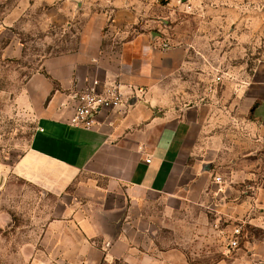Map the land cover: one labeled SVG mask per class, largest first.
<instances>
[{"label": "crops", "instance_id": "0c3cea01", "mask_svg": "<svg viewBox=\"0 0 264 264\" xmlns=\"http://www.w3.org/2000/svg\"><path fill=\"white\" fill-rule=\"evenodd\" d=\"M130 2L79 0L75 11V0H43L54 12L47 22L75 30L77 42L47 56L16 93L37 121L14 175L57 199L44 235L24 248L23 264H196L178 248H160L165 239L155 234L167 220L181 232L187 214L197 231L204 209L233 220L230 240L241 227L224 264H255L264 258L260 175L252 167L264 168V62L241 89L234 117L255 128L256 145L248 151L228 141L230 117L204 100L188 101L180 75L189 46L168 41L162 48L167 39L151 31L147 4L132 9ZM3 23L0 42L10 31L7 18ZM15 40L4 46V56L21 53ZM93 79L118 83L124 100L101 111L88 130L68 122L69 94ZM258 154L249 167V157ZM234 189L240 195L231 201ZM7 219L0 206V224ZM0 264L11 263L0 257Z\"/></svg>", "mask_w": 264, "mask_h": 264}, {"label": "rangeland", "instance_id": "374dc122", "mask_svg": "<svg viewBox=\"0 0 264 264\" xmlns=\"http://www.w3.org/2000/svg\"><path fill=\"white\" fill-rule=\"evenodd\" d=\"M75 2L77 11L79 0ZM143 3L151 12V31L174 45L189 46L188 62L180 75L183 90L191 95L188 101L204 100L201 102L218 115L230 117L228 141L248 145L250 151L256 145L252 137L255 128H246L234 117L241 89L264 62V0H132L129 5L136 9L134 6L140 8ZM49 14H54L52 7L44 5L43 0H0V21L4 24L7 18L10 29L0 42V177L6 179L0 184V206L8 215L0 224V257L11 264L24 263V248L44 235L57 200L16 177L12 169L28 149L37 121L34 113L18 102L16 93L33 71L42 69L47 56L69 51L77 42L76 31L48 23ZM9 23L13 26L9 27ZM10 35L22 48L20 54L6 57L2 49L14 39ZM257 157L259 154L249 157V167ZM252 167L260 175L256 176L260 189L256 200L264 207V168L257 171L258 164ZM237 190H232L229 200L239 197ZM206 210L198 213L197 231L191 230V214L184 215L187 223L181 232L173 220L161 221L155 234L165 239L160 248H178L196 264L232 260L233 254L227 248L233 220ZM258 261L264 263V258Z\"/></svg>", "mask_w": 264, "mask_h": 264}, {"label": "built area", "instance_id": "2783aa9c", "mask_svg": "<svg viewBox=\"0 0 264 264\" xmlns=\"http://www.w3.org/2000/svg\"><path fill=\"white\" fill-rule=\"evenodd\" d=\"M161 47L166 49L170 47V44L167 40H164ZM142 90L139 89V91ZM69 95L74 102V107L68 122L73 126L88 130L94 128L101 111L118 107L124 100V95L118 83H102L99 79L89 81L83 87L72 91ZM261 140L264 143V136ZM215 181L221 184L223 182L222 176L216 175ZM240 232V226H237L233 230L235 237L230 240V246L236 247L238 245V235Z\"/></svg>", "mask_w": 264, "mask_h": 264}]
</instances>
